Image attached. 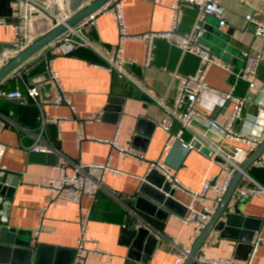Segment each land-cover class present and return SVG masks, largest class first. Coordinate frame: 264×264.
Segmentation results:
<instances>
[{
	"label": "crops",
	"instance_id": "obj_1",
	"mask_svg": "<svg viewBox=\"0 0 264 264\" xmlns=\"http://www.w3.org/2000/svg\"><path fill=\"white\" fill-rule=\"evenodd\" d=\"M120 1L128 37L120 38L112 15H99L97 26L87 25L82 30L91 46H80L72 54L57 56L51 62L50 69L58 74L70 104L54 105L56 91L51 78L33 85L26 75L28 69L13 74L0 84V92L19 91L24 96L17 99L19 103L16 104L6 96L0 99V120L3 121L0 144L5 150L0 170L19 177L12 196L2 195L7 203H0V209L7 213L8 223L0 222V236L5 227L15 229L16 239L31 243L35 251L40 247L32 264H71L82 232L81 216L87 213L90 215L88 235L108 253L106 256L91 255L87 264H126L137 237H129L125 230L139 229L138 221L149 233L141 242L143 249L138 251L143 259L146 250L152 249L147 264H174L177 255H183L186 247H193L200 234L197 235L194 226L186 224L182 218L188 215V206L194 199L185 191L175 190L176 204H170L171 210L163 208L164 211L159 212L153 209L152 202L141 196L140 190L146 176H150L152 183L165 185L162 174L157 170L148 173L146 163L123 157L111 143L141 154L148 162L161 160L187 188H199L207 173L216 174L220 182L225 178L220 166L210 165L202 152L182 149L176 137L181 129L180 122L173 120L170 135L157 128L161 122L171 119L170 111L176 110L181 78L195 75L200 62L197 56L183 53L173 40L154 37L151 59L146 66L148 44L136 36L168 30L170 6L174 0ZM263 5L264 0H224L227 25L223 28L214 16L206 17L204 41L213 54L234 71L243 65L242 53L257 55L263 48V40L254 34V27L247 22L248 17L258 14L256 10ZM10 7H15L13 1L8 4L0 0L1 19L12 20ZM180 8L177 31L186 34L193 29L198 11L188 4H182ZM15 39L13 26L0 25V55L11 54ZM120 56L125 60L122 64ZM109 59H117L130 79L110 74L105 68ZM207 82L212 89L224 94L232 91L234 77L227 69L212 66ZM256 84L258 90L250 88L246 79L239 80L232 91L235 96L247 100L233 129L259 135L262 144L264 114L259 108H264V64L258 71ZM32 86L40 89L39 100L46 116L63 118V121L47 120L43 124L41 109L26 97L27 87ZM212 96L211 93L200 95L202 108L207 116L222 124L228 123L235 108L234 101L227 102L222 108L217 107L216 102L209 108L206 105L212 104ZM157 99L164 100L165 107ZM99 113L103 114L100 122L86 120ZM197 128L203 130L204 126L198 124ZM183 138L190 141L192 133L185 131ZM36 144L47 151H34L32 147ZM167 144L171 148L165 149ZM239 145L248 148L246 144ZM259 146L242 158L243 164ZM108 162L120 173H106L105 188L95 199L84 196L81 203L76 204L52 198L45 190L49 179L58 176L60 165L71 174L75 165ZM258 162L264 163V152L249 168L237 190L246 189L253 182L264 187V167L258 166ZM218 205L216 196L211 193L205 202H195L199 211L205 207L216 210ZM230 207L231 213L239 210L243 216L263 219L254 236L262 239L254 264H264V196L233 198ZM235 221L237 219L232 223ZM221 234L213 230L197 258L206 255L245 261L248 243ZM5 248L0 245V264H28L27 257H23L25 254L15 256Z\"/></svg>",
	"mask_w": 264,
	"mask_h": 264
},
{
	"label": "built area",
	"instance_id": "obj_2",
	"mask_svg": "<svg viewBox=\"0 0 264 264\" xmlns=\"http://www.w3.org/2000/svg\"><path fill=\"white\" fill-rule=\"evenodd\" d=\"M15 3L12 8V20L8 21L0 18V25L13 26L15 35V50L11 54H4L0 58V65H2L7 58L15 55L21 50H24L35 38L33 24L39 19L47 20L51 28L65 22L68 18L66 10V0H11ZM224 0H174L170 6V26L168 30L162 32L145 33L136 36L137 39L143 40L148 44V55L146 66L149 64L151 42L154 37H161L173 40L181 48L183 53H191L199 58V65L195 75L181 78L180 95L177 102L176 110L170 111L171 119L161 122L157 128L163 130L167 135L171 134L172 122L176 120L180 122L181 129L177 132V142L183 150L190 151L197 149L202 152L209 160L210 165L220 166L221 170L225 172V178L222 182L219 181L216 174L207 173L197 189L187 188L184 186L174 174L161 160L148 162L145 158L132 150H124L119 148L114 143H111L123 157H132L138 161L147 164V172L157 170L162 174L166 181L170 182L172 190H182L187 192L194 200L188 206L189 213L182 218L186 224L193 225L196 234L199 235L205 226L210 221L211 216L215 212L214 208L205 207L202 211L195 208V202H205L206 196L211 193L216 196V202H220L227 192L234 174L240 170L243 164V157L248 156L249 151L256 149L261 144L259 135L235 132L233 126L236 121L240 120L243 112L245 98L241 99L233 94V90L239 80L246 79L252 89L258 90L256 78L261 65L264 64V5L257 9L258 14H253L248 17L247 22L254 27V34L263 40V48L257 55H250L242 53L243 65L237 71H234L223 62L222 59L214 57L210 49L205 45V20L208 15L214 16L220 27L227 25L225 8L223 6ZM182 4L194 6L198 11V16L193 29L186 34H179L177 28L180 22V7ZM99 15H112L114 17L117 29L120 33V38L128 37L127 24L123 12V5L120 0H113L106 7H103L97 13L83 21L76 27L70 29L60 39L51 43L48 47V52L53 56H66L72 54L76 48L80 46H91L82 30L87 26H97L96 17ZM52 62V61H51ZM124 57L120 56V63H124ZM212 66L225 68L230 75L234 77L232 91L221 94L212 89L207 82V76ZM110 74L116 73L120 79H130L122 67L118 64L117 59H109L108 65L105 67ZM50 78L55 86V94L52 103L54 105H61L69 102L68 95L62 90L60 78L57 73L50 69ZM203 93L215 94L218 97L217 107H225L227 102L234 101L235 108L232 111L230 121L226 124L218 122L215 118L207 116V113L201 106L199 97ZM2 97L11 99H21L24 96L21 92L15 91L12 93L0 92ZM40 89L36 86L27 87L26 97L35 105L39 106L42 111L43 124L47 120L54 122H61L63 118H48L43 111L39 97ZM157 102L165 107L164 100L157 99ZM259 112L264 114V108H259ZM102 113L92 114L86 118L89 122H100L102 120ZM3 125V121L0 120ZM201 124L204 129H198L197 125ZM189 130L192 133L190 141H185L183 138L184 132ZM82 139L81 137L79 140ZM199 143V148H195V143ZM246 144L249 148H244L239 144ZM171 148L166 145L165 149ZM32 149L36 152H45L46 148L34 145ZM4 146L0 144V162L4 154ZM258 166L264 167V163L258 162ZM120 173L113 169L109 162L105 164H86L75 165L71 174L66 172L63 165L59 166V174L56 178H51L45 187L52 198L62 199L72 203L80 204L84 196L95 199L99 192L105 188L104 179L106 173ZM247 176V175H245ZM264 196V187L253 182V185L242 190H236L233 194L234 199L261 197ZM0 203L6 204L3 196L0 197ZM90 215H82L80 220L81 231L78 238L75 256L71 264H87V260L91 255L106 256L108 253L101 249L97 241L88 235ZM0 222L4 225L8 223V216L5 210L0 209ZM262 239L255 237L251 243L252 250L248 258L243 262H236L227 259H217L202 255L197 258L194 264H254L256 252ZM191 247H186L183 255L175 257L174 264H184Z\"/></svg>",
	"mask_w": 264,
	"mask_h": 264
},
{
	"label": "water",
	"instance_id": "obj_3",
	"mask_svg": "<svg viewBox=\"0 0 264 264\" xmlns=\"http://www.w3.org/2000/svg\"><path fill=\"white\" fill-rule=\"evenodd\" d=\"M10 4L11 0H5ZM113 0H66L65 7L68 12V18L63 23L51 28L47 20L39 19L34 22V34L35 38L32 42L24 49L10 56L6 61L0 65V84L9 79L13 74L21 73L23 70L28 69L26 74L33 85L48 80L50 75L51 61L55 58L50 52L48 47L54 41L60 39L70 29L76 27L89 17L97 13L103 7H106ZM10 15L12 16V8L10 7ZM205 45L210 49V46L204 41ZM15 50V45L11 51ZM211 51V49H210ZM212 55L216 57L211 51ZM3 55H0V58ZM1 91V90H0ZM4 97L0 94V99ZM27 100H29L27 98ZM12 103H19L17 99H12ZM195 148H199V143H195ZM264 152V141L259 148L241 165L240 170H237L234 174L233 180L219 202L215 212L210 218V221L205 226L203 231L196 239L193 247L191 248L189 255L187 256L184 264H193L197 259L200 249L204 245L208 236L211 235L213 230L222 232V236H227L238 240L241 243H248V256L252 250V241L255 233L260 230L263 219H255L246 217L240 214L237 210L235 213L230 212V203L233 199V194L237 190L239 183L247 175L249 168L260 159ZM156 171V170H155ZM152 174V173H150ZM17 174L9 171L0 170V195L11 197L18 181ZM165 185H159L152 183L150 176H146L142 183L140 190L141 196H145L152 202L153 209L162 211L163 208L171 210L170 204H176L174 199V190L171 189L170 182L166 181L162 176ZM146 189L151 190V193L147 192ZM141 200V199H140ZM139 200V201H140ZM164 211V210H163ZM151 213V212H150ZM233 219H237L232 223ZM140 226L137 230H125V233L129 237H137L136 242L131 246L128 260L126 264H147L149 256L151 255L152 249L146 250L145 258L141 259L140 253L143 247L141 242L149 234L148 231L143 227L141 221H138ZM233 229V230H231ZM17 230H7L5 227L1 232L0 245L1 247H7L11 253L15 256L18 254H25L23 257H27L28 264H32L33 259H37L41 248L39 247L36 251L32 248L31 243H22L16 239L15 235ZM10 234V235H7ZM19 234V233H18ZM248 257H245L246 260ZM13 263V262H12Z\"/></svg>",
	"mask_w": 264,
	"mask_h": 264
},
{
	"label": "clouds",
	"instance_id": "obj_4",
	"mask_svg": "<svg viewBox=\"0 0 264 264\" xmlns=\"http://www.w3.org/2000/svg\"><path fill=\"white\" fill-rule=\"evenodd\" d=\"M208 98V96H207V94H205V99H207ZM216 102H218V97L215 95V94H213V96H212V104H210V105H206L207 107H211L212 105H214Z\"/></svg>",
	"mask_w": 264,
	"mask_h": 264
}]
</instances>
